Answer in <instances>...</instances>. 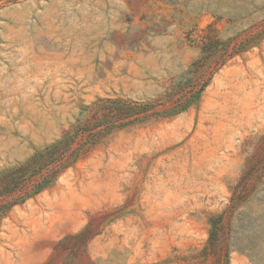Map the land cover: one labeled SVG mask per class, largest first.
<instances>
[{"label":"rangeland","instance_id":"rangeland-1","mask_svg":"<svg viewBox=\"0 0 264 264\" xmlns=\"http://www.w3.org/2000/svg\"><path fill=\"white\" fill-rule=\"evenodd\" d=\"M107 98L156 106L0 213V264H264V0H0V175Z\"/></svg>","mask_w":264,"mask_h":264},{"label":"trees","instance_id":"trees-1","mask_svg":"<svg viewBox=\"0 0 264 264\" xmlns=\"http://www.w3.org/2000/svg\"><path fill=\"white\" fill-rule=\"evenodd\" d=\"M216 43L217 42L213 41ZM241 50V49H240ZM238 50V51H240ZM237 53V52H235ZM205 61L216 59L219 55L223 58L220 49L215 47L208 53V49L204 51ZM228 58L234 56L233 52L228 53ZM227 58L222 59V63L226 62ZM199 65V60L193 64V69ZM185 80H187L185 78ZM208 80L202 83L200 89L194 90L191 88L190 95L183 94V99L178 100L167 114H177L187 110L199 97L202 90L208 84ZM96 114H101L99 117L89 120L83 125H79L73 130H68L55 143L47 146L42 151L35 152L25 163L16 166L13 170L0 175V213L5 215L13 205L22 203L26 199L38 194L48 186H50L57 177L76 163L90 147L96 145L103 136L111 133L114 129L123 127L136 119V116L141 113L152 111L156 106L155 103L137 104L126 101L121 98L101 99L96 103ZM87 133V137L83 141H79L80 133ZM78 143L77 146H74ZM46 173L42 179L33 183L31 191L25 192L23 195H17L12 201L6 200L8 196H14L15 193L24 189L36 175ZM223 225L220 217L215 221L211 230L207 246L204 254L207 256L212 252H219L222 248ZM231 250L227 246L224 253V264L230 262Z\"/></svg>","mask_w":264,"mask_h":264}]
</instances>
